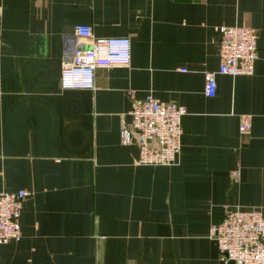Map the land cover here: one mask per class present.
<instances>
[{"label": "crops", "instance_id": "1", "mask_svg": "<svg viewBox=\"0 0 264 264\" xmlns=\"http://www.w3.org/2000/svg\"><path fill=\"white\" fill-rule=\"evenodd\" d=\"M77 25L131 40L92 91L60 85ZM224 26L255 29L258 59L208 97ZM148 93L187 111L176 165H139L122 141ZM20 189L0 264H225L211 227L230 207L264 214V0H0V190Z\"/></svg>", "mask_w": 264, "mask_h": 264}, {"label": "built area", "instance_id": "2", "mask_svg": "<svg viewBox=\"0 0 264 264\" xmlns=\"http://www.w3.org/2000/svg\"><path fill=\"white\" fill-rule=\"evenodd\" d=\"M75 34L83 41L71 61L64 65L60 85L63 89L95 90L99 68L125 67L131 64L132 45L128 37H94L88 25H77ZM258 33L243 26H224L220 29V67L206 73L205 94L214 97L217 91L216 74L232 77L251 75L258 59ZM185 71V70H184ZM186 109L164 102L148 93L133 103L131 125H123L124 144L139 147L137 164L172 166L178 163L182 141V118ZM240 129H251L248 117ZM234 181L240 172L231 174ZM31 193L25 189L15 192L0 190V244L22 238L20 218L23 203ZM210 237L218 245L219 258L225 264H264V214L258 209L230 207L223 221L211 227Z\"/></svg>", "mask_w": 264, "mask_h": 264}]
</instances>
